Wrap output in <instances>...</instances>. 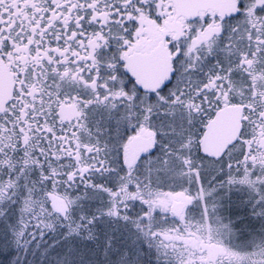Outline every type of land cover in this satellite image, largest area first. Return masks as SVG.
<instances>
[{
	"label": "snow or ice",
	"instance_id": "snow-or-ice-1",
	"mask_svg": "<svg viewBox=\"0 0 264 264\" xmlns=\"http://www.w3.org/2000/svg\"><path fill=\"white\" fill-rule=\"evenodd\" d=\"M0 264H264V0H0Z\"/></svg>",
	"mask_w": 264,
	"mask_h": 264
}]
</instances>
